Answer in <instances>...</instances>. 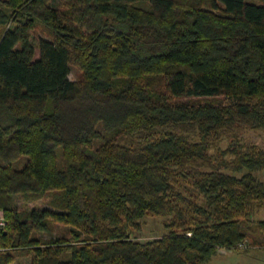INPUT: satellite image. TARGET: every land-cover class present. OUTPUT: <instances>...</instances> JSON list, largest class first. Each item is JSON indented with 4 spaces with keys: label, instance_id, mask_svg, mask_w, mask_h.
Returning <instances> with one entry per match:
<instances>
[{
    "label": "trees",
    "instance_id": "1",
    "mask_svg": "<svg viewBox=\"0 0 264 264\" xmlns=\"http://www.w3.org/2000/svg\"><path fill=\"white\" fill-rule=\"evenodd\" d=\"M247 127L264 129V0H0V264L20 249L210 264L264 246ZM149 214L168 231L138 240Z\"/></svg>",
    "mask_w": 264,
    "mask_h": 264
},
{
    "label": "rangeland",
    "instance_id": "2",
    "mask_svg": "<svg viewBox=\"0 0 264 264\" xmlns=\"http://www.w3.org/2000/svg\"><path fill=\"white\" fill-rule=\"evenodd\" d=\"M262 1V0H259ZM140 6L149 7L150 5L146 2H137L135 3ZM36 32L42 36H49L48 28L43 24V22L37 21L36 25ZM39 56V51L36 52V57ZM80 74V69L76 65H72L71 71L69 74V77L71 79L78 78ZM243 139H245L248 142L256 143L259 146L264 147V129H256V128H245V130L241 133ZM229 143L228 138H224L221 142H215L212 147V152L215 150V147L218 145L226 146ZM256 174L259 175L264 180V169H261L259 171H256ZM49 198L44 197L42 199H39L38 201L29 202V206L37 205V206H48L49 204ZM264 218V209L261 210V213H257L255 216V219ZM167 220L166 216H160V215H154L149 214L144 216L140 220V227L138 229L133 228L132 229V236H134L138 240L146 241L153 238H156L164 233H166L168 230L165 228V221ZM64 226L61 225L59 229L55 232V235H58L63 231ZM37 236H40L44 239H48L49 235L45 232H38L36 233ZM250 243V241H249ZM253 244V243H252ZM248 246V243L246 247ZM252 247V248H251ZM247 253H244L242 256H240V262L239 263H231V264H264V249H256L253 246H251ZM262 251V252H260ZM16 257L14 261L11 264H32V259L34 257L33 252L31 249H20L16 252Z\"/></svg>",
    "mask_w": 264,
    "mask_h": 264
},
{
    "label": "crops",
    "instance_id": "3",
    "mask_svg": "<svg viewBox=\"0 0 264 264\" xmlns=\"http://www.w3.org/2000/svg\"><path fill=\"white\" fill-rule=\"evenodd\" d=\"M258 213H261L258 212ZM256 249H264V246L261 244H255L252 245ZM251 247V246H250ZM250 247L246 249H234V250H223L216 253L210 260V264H231V263H239L240 262V256H242L244 253H247ZM262 252V251H260Z\"/></svg>",
    "mask_w": 264,
    "mask_h": 264
},
{
    "label": "built area",
    "instance_id": "4",
    "mask_svg": "<svg viewBox=\"0 0 264 264\" xmlns=\"http://www.w3.org/2000/svg\"><path fill=\"white\" fill-rule=\"evenodd\" d=\"M0 223L3 224V220H0ZM247 243L246 242H242L240 243V247H246Z\"/></svg>",
    "mask_w": 264,
    "mask_h": 264
}]
</instances>
